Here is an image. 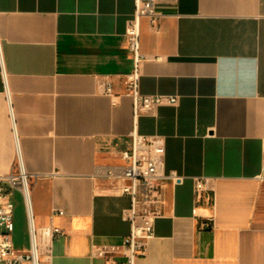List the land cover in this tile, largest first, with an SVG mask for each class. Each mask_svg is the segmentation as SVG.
I'll return each instance as SVG.
<instances>
[{
  "label": "crops",
  "instance_id": "obj_1",
  "mask_svg": "<svg viewBox=\"0 0 264 264\" xmlns=\"http://www.w3.org/2000/svg\"><path fill=\"white\" fill-rule=\"evenodd\" d=\"M156 7L157 28L141 20L140 91L179 103L141 116L137 128L164 137L165 173L184 179L163 184L154 236L136 264H264V0ZM134 11L135 0H0V176L18 149L35 177V226L65 233L50 240L46 264H104L92 245L129 235L130 199L105 193L93 175L130 147L132 100L99 94L98 82L123 93ZM197 177L216 180L213 200L195 202ZM54 211L64 216L51 221ZM210 216L215 228L200 232ZM13 245L28 250L29 232L24 248Z\"/></svg>",
  "mask_w": 264,
  "mask_h": 264
},
{
  "label": "built area",
  "instance_id": "obj_2",
  "mask_svg": "<svg viewBox=\"0 0 264 264\" xmlns=\"http://www.w3.org/2000/svg\"><path fill=\"white\" fill-rule=\"evenodd\" d=\"M156 3L157 0H135L134 15L128 21L125 33L128 51L132 55V68L122 79L123 93L116 95L113 82L108 78L98 82L99 94L112 99L128 97L132 100L133 111L130 147L116 153L121 162L97 166L93 175L105 193L130 199V207L122 212L123 221L130 226L129 235L118 244L92 245V257L104 264H136L146 256L147 243L154 236L155 222L161 215L163 184L166 181L181 183L184 179L174 171L165 173L164 137L141 135L137 128L141 116H155L159 107L177 106L179 103L178 95H147L140 91L143 65L147 60L141 53V20L146 18L152 29L157 28L164 14L157 9ZM33 178L26 172L17 149L15 165L10 173L0 176V264H46L51 253L50 240L65 234L62 229L53 226L52 222L43 228L35 226L31 200ZM193 180L195 202L202 201L206 196L213 200L216 180L206 177ZM14 192L21 193L25 204L30 245L24 251L15 249L12 241L15 230ZM56 215L64 216V212L54 211L50 216L51 221ZM215 226L213 216L198 221L200 232L213 230Z\"/></svg>",
  "mask_w": 264,
  "mask_h": 264
},
{
  "label": "rangeland",
  "instance_id": "obj_3",
  "mask_svg": "<svg viewBox=\"0 0 264 264\" xmlns=\"http://www.w3.org/2000/svg\"><path fill=\"white\" fill-rule=\"evenodd\" d=\"M19 193V192H18ZM14 225L13 241L16 248H24L28 242V228L25 204L22 195H15L14 199Z\"/></svg>",
  "mask_w": 264,
  "mask_h": 264
}]
</instances>
